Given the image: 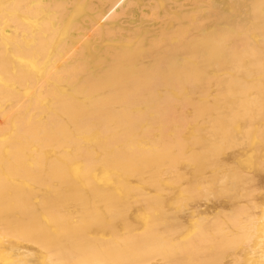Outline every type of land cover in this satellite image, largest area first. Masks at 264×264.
<instances>
[{"label": "bare ground", "instance_id": "obj_1", "mask_svg": "<svg viewBox=\"0 0 264 264\" xmlns=\"http://www.w3.org/2000/svg\"><path fill=\"white\" fill-rule=\"evenodd\" d=\"M57 1H41L54 5L53 22L67 19L66 4L76 2ZM82 1L87 14L71 23L64 40H55L50 28L30 29L33 44L23 40L12 48L20 63L15 67L7 53L0 52V102L13 100L0 109V264H37L30 249H22L11 237L35 241L50 254L47 264H223L231 250L229 263L264 264V249H259L264 245V202L253 197L264 188V159H253L258 169L254 175L231 165L242 150L252 149L256 138L264 147V0H229L242 12L213 8L215 22L224 20L233 28L215 26L200 40L188 30L181 42L170 43L167 52L143 43L142 36L150 42L166 33L164 27L179 4L168 0L167 19L160 29L157 25V34L141 35L121 24L119 13L142 12L151 0H125L118 8L113 4L117 0ZM182 13L176 16L180 28L195 21L191 13L189 18ZM200 26L204 28V23ZM82 36L84 44L78 41ZM53 43L54 52L68 56L55 70L48 58ZM223 68L231 74L213 75ZM259 74L263 75L255 77ZM62 82H68L67 93L55 92ZM185 85L189 93L180 99L164 88ZM202 92L208 97L204 101L198 100ZM41 93L43 99L49 98L42 103ZM241 104L254 111L241 109ZM202 120L210 123L206 135L185 142L188 127ZM241 122L244 132H233ZM91 135L95 139L87 141ZM222 152L227 153L222 157ZM181 156L196 163L187 180L179 167ZM105 166L116 170L122 182L146 184L147 189L159 188L163 181L171 182L174 192L181 189L174 183L186 184L182 193L187 199L181 201L185 209L199 181L213 183L215 211L211 216L200 214L196 229L185 237L189 210L180 215L163 212L157 199L140 188L135 192L126 185L124 195L116 196L92 184L93 172ZM73 167L74 184L87 195L81 189L44 193L42 186L65 182ZM112 184L121 188L116 179ZM221 188L232 192V210L221 212ZM211 193L206 190L201 196L209 198ZM97 196L102 208L94 200ZM134 203L155 206L156 218L136 225L127 222ZM73 207L85 229L109 216L107 233L89 236L86 243L73 235L66 222ZM17 212L21 217L15 216ZM117 219L122 226L114 222ZM53 225L59 230L56 235L47 229Z\"/></svg>", "mask_w": 264, "mask_h": 264}, {"label": "rangeland", "instance_id": "obj_2", "mask_svg": "<svg viewBox=\"0 0 264 264\" xmlns=\"http://www.w3.org/2000/svg\"><path fill=\"white\" fill-rule=\"evenodd\" d=\"M42 0H0V52L5 51L7 53V59L14 64V67L16 65V59H14L13 53H12V48L13 46L19 41H23L25 45H32L34 42V38L28 34L29 30H40L42 29H53L54 34L53 37L55 40L62 41L64 40L70 31V25L71 23H75L76 20L84 17L87 14V5L84 1L82 0H76V2H69L66 4L67 7V13L68 15L66 16L67 19L64 17L60 22L56 21L53 22L52 17L54 16L55 8L54 5H49V6H44ZM57 1V0H56ZM61 0H58L56 3L60 2ZM125 0H117L114 2V8L120 7L122 3H124ZM170 1V0H169ZM175 4H179L178 7L173 8L172 10V15L174 16L173 18H169L168 23L165 25L164 31L166 33H161L160 38L157 39H152V41L149 42V39H146L142 36L143 43L151 45L152 48L157 47L159 51H164L167 52L170 49V43L172 42L173 44H178L179 41L181 42L182 37L184 34L188 32H192L194 35V40H200L204 39L207 36V33L209 30L215 26H220L224 28H233L230 22L227 21H222L220 23L215 22V17L214 15L210 14L212 9L214 8L215 10H219L220 12H242V9H234V5L231 6V3H229V0H171ZM233 2V1H232ZM168 0H151V6L147 7L144 9L142 12H135L133 15L129 16L128 13L125 12H120V22L123 25H127L132 28H136L139 30V34H152L156 33L159 31V27L162 26V23L166 21L167 16L165 15L164 12L168 11ZM211 5H215L216 7H211ZM169 6V5H168ZM184 12V13H182ZM187 15L190 16L189 14L191 13V16L195 17V21L191 22L188 21V19H185L189 23L186 27L180 28L179 27V22L180 19L176 16L178 15ZM199 17H202L203 19L200 21ZM189 18V17H188ZM65 21L67 22L66 24ZM69 22V23H68ZM204 23V28H201L200 25ZM159 24L158 28L157 25ZM55 26V27H54ZM181 26V25H180ZM177 28V30H175ZM12 30V32H8V30ZM168 31V32H167ZM157 34V33H156ZM170 34H173L172 36L168 37ZM139 35V36H141ZM27 36V37H26ZM138 36V37H139ZM260 36V35H259ZM258 36V37H259ZM80 44H84L86 39L80 37L78 40ZM129 46H133V43H130ZM54 43L52 46L48 48L49 50V55H52L50 58V62L52 63V70L57 69L64 60H67L68 56L66 53L64 54L61 50H57L56 52L58 53L57 57L55 55L56 52H54ZM53 49V50H52ZM33 52H37V49L32 47ZM11 51V53H9ZM65 55V56H64ZM55 56V57H54ZM19 59L22 57V55L17 56ZM54 57V58H53ZM29 58V57H28ZM53 58V59H52ZM52 59V60H51ZM57 59V60H56ZM192 63L197 60L188 58ZM47 61H45L46 63ZM19 65L20 63L17 62ZM231 74V71H229L226 68H223L220 70L218 73L214 72L213 75L218 76V74ZM263 74L256 75L255 77L262 76ZM62 77V75H59ZM1 77V74H0ZM37 77V76H36ZM47 80L49 81H54L58 83V81L55 80L53 77L51 80V77H48ZM66 83H60L61 85H58L57 87H54L55 92L57 93H67V90L69 85ZM67 84V85H65ZM65 85V86H64ZM64 88L63 91H61L58 87ZM169 88V91L173 93V95L177 98H182L183 93L187 92L189 93V85H185L182 89L181 88H176V87H164ZM35 88H31V91H33ZM256 90V89H255ZM260 90V89H258ZM160 95L161 92H158ZM42 93L38 96L40 102L42 103L43 101L45 102L47 97L45 99L42 98ZM208 97L204 92L200 93L198 96V100L204 101ZM264 100V96H263ZM4 102H0V109L4 107L6 104H11L13 103V100L10 98H7L4 100ZM227 102L231 103L232 100L229 99ZM241 109L247 110L250 109L251 111L249 113H252L254 110L252 109V106H248L245 104L240 105ZM187 112L189 114L193 113L191 112V109H188ZM2 113V111H1ZM34 113V112H33ZM31 113V114H33ZM255 114V113H254ZM7 115V113L3 112V117ZM197 125L190 126L188 127L186 133L183 136V139L185 142H191L194 136H205L207 132V128L209 127L210 123L207 121H200L199 123H195ZM244 127H243V122L240 124H236L233 127V132L235 133H243L244 132ZM204 131V132H203ZM222 134L225 132V130L221 129ZM96 137L92 136L87 139V141H92ZM257 140H253L254 142L251 143L252 149H245L244 151H241V155L238 157H235L233 159L234 163L231 164L232 166L236 167L237 170H239L242 173L247 174H257V163L253 162V159H264V147H263V141L256 138ZM262 142V144H261ZM257 145H262L263 148L260 149L261 146L258 148L256 147ZM256 150H259L260 154L257 155L255 153V148ZM254 148V149H253ZM261 150V151H260ZM231 151V150H230ZM258 152V151H257ZM227 152H222V157L226 154ZM256 154V155H254ZM243 155V156H242ZM253 156H256L254 158ZM259 156V158H258ZM262 156V157H260ZM123 161V160H121ZM264 161V160H263ZM226 163V162H224ZM254 163V164H253ZM254 166V167H253ZM264 166V163H263ZM181 167V173H183L184 180H187V176L190 172L192 174L195 169H196V163L191 160L187 156H181L180 160V165ZM253 168V169H252ZM218 170V168H215ZM254 170V171H253ZM76 171L77 167H73L71 169H68L66 172V181L65 182H55L56 184H49L48 186H42V190L44 191L45 194L52 192L55 188H59L61 190L69 192H73V190H78L81 189L83 191V194H86V190L82 189L81 187H78L77 185L74 184V182H77L76 178ZM221 172V177L222 173L224 172V168H221L219 170ZM252 171V172H251ZM250 175V176H252ZM249 176V175H248ZM116 179L119 181V186L121 188L116 187L115 185L112 184V180ZM92 184L98 186V187H105L111 190V193L116 195V196H122L123 191L127 188H130L133 191H137L139 188L144 190L145 193H147L149 196L154 197L157 199L159 202L157 204L158 208H161L163 212H182L184 214V209H185V204L184 206H181L184 201L187 199L186 196L183 195L182 193V187H185L186 184L179 185V183L175 184L174 183V188L177 189L181 187L180 190H176L174 192L171 191V182L170 183H164L163 181L161 182L159 188L153 189V186H150L149 189L146 188V184H139L138 182H129L127 183L122 182L119 177V173L116 170H113L111 168H108L107 166L101 168L100 170L94 171L91 177ZM224 178L221 179V187L223 185ZM201 184H197L195 189H193L191 192L189 199V206H187L185 210H189L188 213L185 215L188 216L187 223L184 224L186 230L183 231V236L188 237L195 229H196V223L199 221V216L200 214H204L206 216H211L214 211H215V205H213L216 202V198L214 197V192L217 188V186L213 183H205L203 181H199ZM264 187V184L262 185ZM261 187V188H262ZM264 188H262L263 190ZM209 190L212 192L210 194L209 198L202 197L201 195L203 194L204 191ZM261 190L255 189V191ZM261 190V191H262ZM260 193H254L255 199H257L258 202L263 201L261 200V194L264 195V192ZM264 191V190H263ZM232 194L231 191H223L221 188V212H226L228 209L232 210L233 203L231 202V197L230 195ZM260 197H259V195ZM87 195V194H86ZM258 198H260L258 200ZM95 202L97 203L99 208L103 207L102 200L100 199L99 196L94 198ZM245 201V200H244ZM155 207V206H154ZM153 206H146L145 204L142 206H139L138 204L134 203L132 207L130 208V215L127 217V222H131L133 225L142 223L144 220H154L156 218L154 212H153ZM260 211V209H257ZM257 211V214H258ZM203 212V213H202ZM16 214V213H15ZM78 211L75 207L72 208L71 212L67 214L66 216V222L67 226L69 227L71 233L75 236H80L83 238V242L86 243L87 239L89 236H94V235H100L101 233H107L108 231V223L112 222L109 216H101L99 221L93 225H91L90 229H85L83 228V225L81 222L77 220L78 217ZM260 214V212H259ZM180 215V214H179ZM17 218L21 217L20 214L17 212L15 215ZM116 224H120L122 226L121 220L117 219L114 220ZM160 226V225H159ZM47 229L50 234H58L59 230L57 227L53 226H47ZM14 242H17L22 245V249H30V252L33 253V260L37 264H47L49 262V253L47 250H45L43 247L38 245L35 241L29 240V239H21L17 240L13 237H11ZM258 249V247H256ZM260 250L264 249V245L262 248H259ZM258 249V250H259ZM264 251V250H262ZM233 250L229 252L226 256H224L223 259V264H233L229 263L230 259L229 257L232 258ZM5 264H8L5 263Z\"/></svg>", "mask_w": 264, "mask_h": 264}]
</instances>
